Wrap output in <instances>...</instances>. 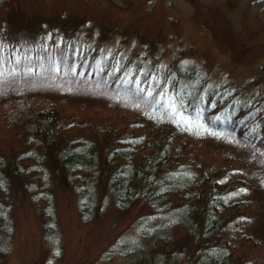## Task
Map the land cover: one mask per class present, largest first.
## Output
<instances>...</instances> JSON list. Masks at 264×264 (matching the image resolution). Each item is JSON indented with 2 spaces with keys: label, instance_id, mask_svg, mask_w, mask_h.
I'll return each mask as SVG.
<instances>
[{
  "label": "trees",
  "instance_id": "16d2710c",
  "mask_svg": "<svg viewBox=\"0 0 264 264\" xmlns=\"http://www.w3.org/2000/svg\"><path fill=\"white\" fill-rule=\"evenodd\" d=\"M6 45L0 46L4 65L20 54L42 55ZM71 47L65 45L66 57ZM107 68L111 72L114 66ZM22 72L6 78L17 81ZM26 72L32 79V70ZM199 76L177 60L156 91L151 90L152 70L145 81L92 76L93 87L135 106L45 94L0 99V108L7 111L0 113V239L14 225L12 208L5 205L13 186L30 195L46 234L59 229L47 176L33 170L44 166L45 156L62 185L78 197L86 224L101 217L108 199L122 212L148 206L139 228L147 242L122 236L107 257L135 254L141 264L148 255L155 264H264V210L247 197L245 162L227 148L202 143L211 137L223 145L219 139L232 136L264 155V110L256 114L254 102L237 101L238 94L224 93L222 86Z\"/></svg>",
  "mask_w": 264,
  "mask_h": 264
},
{
  "label": "rangeland",
  "instance_id": "374dc122",
  "mask_svg": "<svg viewBox=\"0 0 264 264\" xmlns=\"http://www.w3.org/2000/svg\"><path fill=\"white\" fill-rule=\"evenodd\" d=\"M3 43L10 49L21 48L23 54L37 50L42 55L33 59L20 54L5 65L0 58V99L45 94L83 103L135 106L93 87V77L99 80L107 73L122 81H145L152 70L156 79L151 90L156 91L159 79L177 60L199 77L222 86L224 93L238 94L237 101L254 102L256 114L264 110V0H0V46ZM70 43L71 53L66 57L65 45ZM36 66L40 70L34 72ZM108 66L124 71L111 73ZM132 67L136 76L130 74ZM27 69L32 70V79ZM15 70L25 72L17 81L6 78ZM6 112L0 108L1 114ZM219 142L223 145L211 137L202 140L233 151L245 162L247 197L258 200L264 210V155L232 136H223ZM49 164V157L44 156L41 165L45 169L33 170L47 176L60 227L46 234L30 195L13 186L3 203L12 208L14 225L0 239V264H141L137 263L139 255H107L112 246H119L122 236L147 242L139 228L148 206L137 204L122 212L108 199L101 217L86 224L78 210V197L62 185ZM38 202L44 205L47 200ZM165 214L174 215L173 211ZM147 258L144 264H155L151 256Z\"/></svg>",
  "mask_w": 264,
  "mask_h": 264
}]
</instances>
